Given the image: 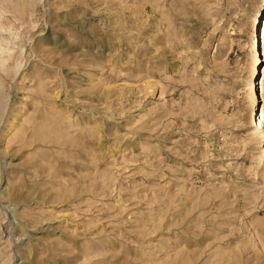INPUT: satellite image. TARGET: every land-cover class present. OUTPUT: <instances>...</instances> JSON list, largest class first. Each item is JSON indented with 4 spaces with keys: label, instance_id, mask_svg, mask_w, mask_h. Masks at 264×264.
<instances>
[{
    "label": "rangeland",
    "instance_id": "1",
    "mask_svg": "<svg viewBox=\"0 0 264 264\" xmlns=\"http://www.w3.org/2000/svg\"><path fill=\"white\" fill-rule=\"evenodd\" d=\"M263 14L0 0V264H264Z\"/></svg>",
    "mask_w": 264,
    "mask_h": 264
},
{
    "label": "bare ground",
    "instance_id": "2",
    "mask_svg": "<svg viewBox=\"0 0 264 264\" xmlns=\"http://www.w3.org/2000/svg\"><path fill=\"white\" fill-rule=\"evenodd\" d=\"M259 29H258V34L255 38V40H253L252 42V47L254 49V51H257L259 56L256 59L255 58V63L252 66V70H251V76L253 77L254 81H253V85L252 88L250 89V95H251V105L253 106L254 109H256L257 111V117L254 116V118H251V114L250 115V122L251 124L254 125V131L253 133L255 135H257V137L262 138L263 140V145H262V155H263V160H264V110L260 107L259 105V94L258 91L256 89L255 83H256V74L260 73V64L264 65V61L262 59V55L260 54V40L263 39L264 40V14L262 17V20H260L259 22ZM254 32V31H253ZM260 52V53H259ZM262 69V68H261ZM262 74V73H261ZM259 77V76H258ZM261 77V76H260ZM259 113V114H258Z\"/></svg>",
    "mask_w": 264,
    "mask_h": 264
}]
</instances>
